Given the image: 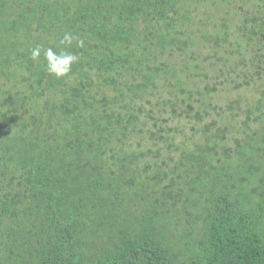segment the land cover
I'll return each instance as SVG.
<instances>
[{
	"label": "trees",
	"instance_id": "trees-1",
	"mask_svg": "<svg viewBox=\"0 0 264 264\" xmlns=\"http://www.w3.org/2000/svg\"><path fill=\"white\" fill-rule=\"evenodd\" d=\"M220 1L231 52L217 0H0V264H264V98L195 80L264 76V0Z\"/></svg>",
	"mask_w": 264,
	"mask_h": 264
},
{
	"label": "rangeland",
	"instance_id": "rangeland-1",
	"mask_svg": "<svg viewBox=\"0 0 264 264\" xmlns=\"http://www.w3.org/2000/svg\"><path fill=\"white\" fill-rule=\"evenodd\" d=\"M246 0H244L245 2ZM253 1V0H252ZM252 1H247L245 3V7L246 8H251L252 6ZM218 5L216 7H212L209 8V12L208 15H212L214 17L215 20H218V16H224L225 18V22H226V29L227 32L231 35V37L233 38V41L231 42L230 39L226 42V46H227V50L229 52H231L230 49H232V43L234 42V38L237 40L239 35V32H237V28H238V23L237 20H239L238 18L240 17V14L236 13V6L237 4L233 1H231V6H229V10L227 9V5L224 4L222 1L217 0ZM200 17H204L205 15H203V12L199 13ZM200 26H202L203 28V32L208 33V32H216L219 28L216 25L214 28L212 27L211 24H207V23H201ZM231 38V40H232ZM264 39V38H263ZM235 43H233L234 46ZM224 48V46H223ZM221 49V51L224 52V49ZM196 50L199 53V49L196 48ZM205 51H209V48H204ZM234 50V49H232ZM251 47H247L245 49H242L239 53H233L232 55H229V60L227 65L229 66V64H238L239 62L237 61L238 58H240L239 55H248L250 53ZM199 58V57H198ZM215 67L218 68V64H216V66H213V68H207L206 71H208L209 73H207V75H198L197 78H195L196 80V85L197 86H201L203 87L205 82H211V84H213V82H215L216 87L215 90L211 93L204 94L201 95L202 99H205V103L209 104L211 103L212 105L208 106V108H211V114L206 118V120H209L210 118L215 116V113L217 110H213L214 107L219 108V107H224L226 105L227 99H230L232 97H240L242 100L240 102V110H237V113H235L234 115V121H238V128L240 127V122L242 119H244V114L242 113V110L246 108L247 105L253 106L254 102L256 101L255 99L257 97H261L264 98V76L261 77L260 80L254 78L253 76H245L244 74H239L236 75L235 77L233 76L234 74H229L227 75V78L229 79V82L227 83H221L223 77H220L219 79L217 78L218 75H216L215 73ZM222 71H225V69H222ZM219 72V70H218ZM221 73V72H220ZM219 73V76L221 75ZM243 73L246 74H250L251 72H247L244 71ZM221 80V81H220ZM224 80V79H223ZM243 80H246V82H242ZM237 82H241V85L239 87H237L236 83ZM228 113V112H226ZM228 119V118H227ZM172 125H175V122L171 123ZM256 125V124H255ZM188 128V124L185 123L184 127H183V132H178L176 135V141H180V140H185L186 144L191 146L190 143L193 141H198L200 139V133H201V125L197 126V134L195 135H191L192 140L189 139V131H187ZM252 132H250L249 134H251ZM231 144V141L229 142ZM232 146V144H231ZM261 189L260 186H258V190L256 191L255 194H257L258 196V192ZM254 194V195H255Z\"/></svg>",
	"mask_w": 264,
	"mask_h": 264
}]
</instances>
